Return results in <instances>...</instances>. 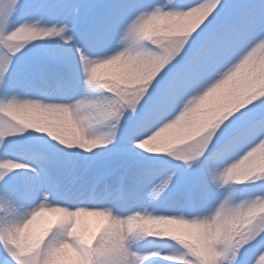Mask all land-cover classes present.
<instances>
[{"label":"snow or ice","instance_id":"obj_1","mask_svg":"<svg viewBox=\"0 0 264 264\" xmlns=\"http://www.w3.org/2000/svg\"><path fill=\"white\" fill-rule=\"evenodd\" d=\"M0 264H264V0H0Z\"/></svg>","mask_w":264,"mask_h":264}]
</instances>
